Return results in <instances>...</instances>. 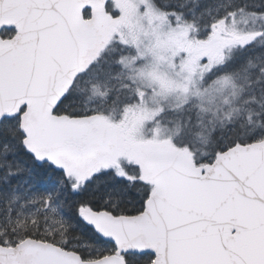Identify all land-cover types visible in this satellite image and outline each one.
I'll return each mask as SVG.
<instances>
[{
    "label": "snow or ice",
    "instance_id": "snow-or-ice-1",
    "mask_svg": "<svg viewBox=\"0 0 264 264\" xmlns=\"http://www.w3.org/2000/svg\"><path fill=\"white\" fill-rule=\"evenodd\" d=\"M0 264H264V0H0Z\"/></svg>",
    "mask_w": 264,
    "mask_h": 264
}]
</instances>
